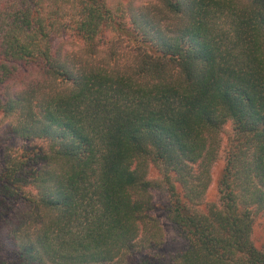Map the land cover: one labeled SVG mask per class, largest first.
I'll return each instance as SVG.
<instances>
[{"label": "trees", "instance_id": "1", "mask_svg": "<svg viewBox=\"0 0 264 264\" xmlns=\"http://www.w3.org/2000/svg\"><path fill=\"white\" fill-rule=\"evenodd\" d=\"M152 1L0 0V264H264V0Z\"/></svg>", "mask_w": 264, "mask_h": 264}, {"label": "rangeland", "instance_id": "2", "mask_svg": "<svg viewBox=\"0 0 264 264\" xmlns=\"http://www.w3.org/2000/svg\"><path fill=\"white\" fill-rule=\"evenodd\" d=\"M137 2H149L153 5L154 1L152 0H137ZM56 45L66 53H72L73 55H78L79 45L78 40L75 37H69L66 39L57 40ZM81 55V52L79 53ZM40 77H21V81L18 83V86H22L23 83L26 85H34ZM53 86V84L51 85ZM7 119L0 116V159L6 155L8 152L13 150L23 149L27 146V142L22 140L11 138L5 134ZM231 124L228 122L222 132L221 138L223 144L226 145L228 136L231 132ZM33 145V143H32ZM223 167V161L217 160V163L211 168V184L207 189L204 197V201L201 206L198 208L199 212H203V209L206 208L208 204L214 203L217 200V180L219 174ZM150 179H156L158 177V172L154 167L150 166V171L148 172ZM152 198V209L149 212L160 225L162 231V245L154 253L158 260L161 262H171L178 255H180L186 247V242L179 235L175 226L168 220L166 213L167 205V196L164 192L160 190L151 191ZM250 239L253 246L260 251H264V215H258L253 218Z\"/></svg>", "mask_w": 264, "mask_h": 264}]
</instances>
